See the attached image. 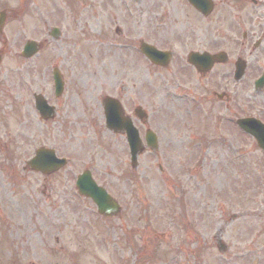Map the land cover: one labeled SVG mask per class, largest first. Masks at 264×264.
I'll return each instance as SVG.
<instances>
[{
	"label": "rangeland",
	"instance_id": "374dc122",
	"mask_svg": "<svg viewBox=\"0 0 264 264\" xmlns=\"http://www.w3.org/2000/svg\"><path fill=\"white\" fill-rule=\"evenodd\" d=\"M9 1L0 33V264H264L261 151L229 122L210 137L190 131L188 122L178 129L188 120L178 112L159 124L158 107L173 105L162 98L155 67L123 59L113 33L118 22L105 18L125 0ZM52 27L59 29L54 38ZM28 39L42 46L23 58ZM53 68L63 79L57 98ZM227 82L230 93L239 92L241 83ZM34 92L54 106L51 119L33 107ZM105 94L126 112L140 105L151 116L158 149L145 148L135 167L125 135L105 128ZM255 101L261 109L264 93ZM39 146L68 163L47 175L23 170V156ZM85 168L120 205L106 220L74 187L73 173Z\"/></svg>",
	"mask_w": 264,
	"mask_h": 264
},
{
	"label": "flooded vegetation",
	"instance_id": "af4514ba",
	"mask_svg": "<svg viewBox=\"0 0 264 264\" xmlns=\"http://www.w3.org/2000/svg\"><path fill=\"white\" fill-rule=\"evenodd\" d=\"M151 2L150 7L143 0H125V7L117 9V15L109 12L105 18H108L109 25L118 22V26L113 27V33L121 37L117 42L123 59L155 67L158 88L164 92L162 98L173 105L169 111L158 107L157 113L160 112L162 117H156L157 121L160 119L159 124L166 126L165 119L178 112L183 119H188L179 121L178 129L188 122L190 131L210 137L211 132L217 135V130L221 132L228 122L236 127L235 122L239 118H254L264 123V106L260 109L255 101L257 95L264 93V87L256 89L254 85L255 80L264 74V0H203L204 8H196L188 0ZM9 4V0L5 4L0 3L4 15L2 31ZM17 5H20V1ZM100 7L97 13L102 15L103 9ZM248 7H251L250 12ZM18 10H24V7ZM58 34L59 29L54 37ZM103 37L115 39L106 32ZM41 46V42H38L39 50ZM237 63L241 64L243 70L239 80L234 79L238 72ZM229 79L233 80V84L241 83L239 92L230 93ZM106 96L110 95L105 94L101 99L104 125L103 101ZM119 101L122 116L130 117L134 125L139 122L144 127L141 134L144 139L151 123L150 114L145 109L139 118L136 107L140 105H132L126 112ZM177 101L182 110L176 111L174 102ZM236 128L240 138L256 145L251 135L238 126ZM199 143L204 144L205 141L199 138ZM39 147L23 156V170L35 171L29 161ZM260 154L262 156V152ZM76 173H73L75 178Z\"/></svg>",
	"mask_w": 264,
	"mask_h": 264
},
{
	"label": "water",
	"instance_id": "95a60500",
	"mask_svg": "<svg viewBox=\"0 0 264 264\" xmlns=\"http://www.w3.org/2000/svg\"><path fill=\"white\" fill-rule=\"evenodd\" d=\"M193 5L198 8H204L203 0H189ZM3 23V15L0 17V27ZM56 32V31H54ZM36 51L35 43L28 42L26 43L24 50L22 52L23 56H31ZM152 58V57H151ZM153 59V58H152ZM238 73L237 79L242 75V69L240 65H237ZM56 78H59L56 75ZM260 81V80H259ZM257 81V83L259 82ZM259 86L262 87L264 82H259ZM61 83H59V88ZM61 89V88H60ZM36 107L40 111V114L44 118L53 116V109L46 104L45 100L41 96H36L35 99ZM105 104V117H106V126L114 131H125L126 138L130 148L132 164L135 163L137 154L142 150L141 141L137 134L136 128L132 125L130 120H123L120 112L119 102L111 97H107L104 101ZM237 123L245 131L253 135L258 143V145L264 151V125L258 120L252 118H245L238 120ZM147 144L151 147L155 146L153 134L147 133ZM53 151L47 149H40L36 152L35 158L31 160L35 168L40 169L42 172H51L62 164L63 159H56L53 156ZM264 155V152H263ZM77 186L79 191L82 194H85L96 203L97 208L100 213L109 215L118 210L117 203L105 192V190L97 185L90 179L88 174H82L77 179Z\"/></svg>",
	"mask_w": 264,
	"mask_h": 264
}]
</instances>
